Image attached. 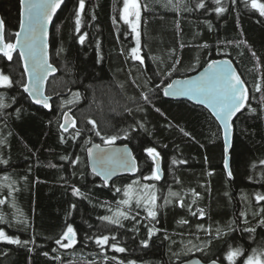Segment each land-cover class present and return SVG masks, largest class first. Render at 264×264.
<instances>
[{"label":"trees","instance_id":"1","mask_svg":"<svg viewBox=\"0 0 264 264\" xmlns=\"http://www.w3.org/2000/svg\"><path fill=\"white\" fill-rule=\"evenodd\" d=\"M139 3L143 63L131 54L136 45L120 19L123 0H85L79 31V0L64 2L50 31L56 73L46 87L48 108L24 93L18 54L11 60L0 54V73L11 81L0 87V230L28 241H0V264H179L194 256L229 264L230 247L241 250L235 264H243L254 250L264 251V200H256L264 195V16L251 0ZM20 11V0H0L5 42L15 41ZM221 58L232 62L248 92L232 123L231 176L214 118L163 96L172 80ZM66 112L74 124L63 132ZM109 137L129 146L138 172L106 185L90 172L86 150L92 143L110 145ZM147 148L158 153L161 179L151 178L155 165ZM132 184L147 187L155 204L134 203L126 219L107 222ZM69 225L76 243L63 248L55 241ZM103 236L108 243L97 245ZM199 244V252H186Z\"/></svg>","mask_w":264,"mask_h":264},{"label":"snow or ice","instance_id":"2","mask_svg":"<svg viewBox=\"0 0 264 264\" xmlns=\"http://www.w3.org/2000/svg\"><path fill=\"white\" fill-rule=\"evenodd\" d=\"M63 0H39L38 3L33 2V0H20L21 5V20H20V29L21 31L16 32V43L5 42L3 36L4 22L0 20V53H3L9 60L12 59V52H14L19 45L20 47V58L25 61V71L29 75V83L24 84V91L29 93L32 96L37 104H43L45 108L49 107L48 98L43 95L42 84L47 78V73L49 71H54L52 66L47 62V55L44 51L46 45L44 44V39L47 36L46 25L51 20L52 15L56 10L61 6ZM216 4L220 3V0H215ZM198 7H204L203 4L198 5ZM251 7L258 10L261 16H264V3H258V0H251ZM85 8V0H79V7L76 12V28L79 31L80 28V16ZM130 9L135 10V17L137 23H133L128 19L129 15L132 13ZM215 11L219 14L224 11L222 7H217ZM139 5L137 0H124L123 8L121 10L120 19L125 23L130 24L131 30L137 32V26L139 21ZM23 34V42L20 41V36ZM137 36L139 34L137 33ZM84 36L80 37V42L83 43ZM131 54L134 59L140 60L143 63L138 51V47L131 49ZM255 55V53H253ZM28 62H31V68L28 67ZM176 63H179L177 60ZM175 65H173V69ZM171 74L170 72L168 73ZM11 84V81L8 76L0 73V87H7ZM185 85L182 87H176V85ZM259 91V86L257 87ZM164 94L167 96L169 94L173 95H184V94H194L197 97H203L202 102L206 103L220 119L227 121L234 116L241 108L244 107V102L247 99V91L244 88L243 81L232 70L230 64L226 62H217L212 61L208 64L207 69L204 74H202L197 81H175L173 84H168L164 89ZM143 99L149 101V97L142 93ZM4 105H0L2 107ZM159 111V109H157ZM92 123V121H89ZM61 128H64V125H61ZM97 135L100 133L97 132ZM188 135V133H185ZM116 137H109L105 140V143L112 144L115 141ZM97 149L99 146H95ZM146 152L149 156H152L154 159L158 156V153L155 152L153 148H147ZM92 150L89 149V156H92ZM131 154L125 150L124 153H119L113 157L106 158L102 152H97L95 159L103 167L107 163H116L120 167L125 169H130L135 171V162L130 160ZM264 163V162H262ZM225 167L227 168V158L225 159ZM159 170L153 169L152 179H159ZM100 174V173H98ZM103 174L105 179H107L110 171L108 168H104ZM231 176V172H229ZM117 191H120L117 189ZM74 195H79V189L73 190ZM129 193L126 190L125 196H128ZM172 195H176L172 193ZM156 197L151 195L150 202L155 204ZM257 202L264 200V195H256ZM4 201L0 200V204H3ZM122 203L128 204L129 200H124ZM140 201H137L139 204ZM201 216L203 211L200 212ZM117 215L125 216V213L120 212ZM149 215L155 217L156 213L154 211H149ZM243 216L244 213H241ZM0 217V221H2ZM103 219L109 220V217H104ZM112 223H119V220H112ZM261 223H264L262 221ZM219 233V230H217ZM245 231L254 232L255 229H245ZM108 237H98L96 238L97 245H105L108 243ZM115 239V237H113ZM62 240H67L68 243L62 244ZM0 241L7 242L9 244H27L28 241L21 242L18 239L12 238L4 233L3 230H0ZM56 244L60 245L63 248H70L76 243V233L73 230L72 226L69 225L67 230L62 234L61 238L55 241ZM147 243V242H145ZM115 251L123 252L124 248H119L115 244L112 245ZM241 250L239 248H229L227 252L226 259L229 261V264H235L236 257L240 256ZM47 255V253H45ZM131 264V262H129ZM211 264H216V261H212ZM244 264H264V251L256 253L254 250L253 255H249L245 260Z\"/></svg>","mask_w":264,"mask_h":264},{"label":"water","instance_id":"3","mask_svg":"<svg viewBox=\"0 0 264 264\" xmlns=\"http://www.w3.org/2000/svg\"><path fill=\"white\" fill-rule=\"evenodd\" d=\"M65 1L66 0H63L61 6L52 15L51 20L46 25L47 36L44 39V44L46 45V47L44 48V51L46 52V55H47V62H48V64H50L52 66V69H54V71H49L47 73V78L44 80V82L42 84V92H43V95L48 98V104H49V102H50V100H51L52 97H48L46 95L47 83L49 82L50 78L52 76H54L55 73H56V68L50 63V53H49L50 31H51V26H52V23L54 21V18L56 16V14L59 12L60 8L62 7V5L64 4ZM33 2L38 3L39 0H33ZM26 3H27V0H26ZM20 13H21V11H20ZM0 20H1V18H0ZM20 20H21V15H20ZM19 31H21L20 25H19L18 32ZM3 36H4V30H3ZM23 39H24L23 34H21L20 41L23 42ZM14 43H16V38H15ZM14 53H17L18 56H19V58H20V47H19V45L17 46L16 50L14 52H12V54H14ZM0 54L3 55V53H0ZM20 60H21V63H22V69H23L24 76H25V84H28L30 78H29V75L25 71V61L22 60L21 58H20ZM214 61L222 62V63L223 62H226V63L230 64L232 70L235 71L236 74L239 76V74L236 71L234 65L232 64V62L229 59H227V58H221V59L214 60ZM207 66L204 67L203 69H201L200 71H198L197 73L193 74L190 77H187V78H177V79L172 80L169 84H173L175 81H181V82H184V81H189V82L197 81L198 78L202 74L205 73V71L207 69ZM28 67H29V69L31 68V62H28ZM182 86H185V85H183V84L176 85V87H182ZM166 87L167 86H165L164 89ZM244 88L247 91V88H246L245 85H244ZM164 89H163V96H164L165 99L171 100V101H186V102H188V103H190V104H192L194 106L202 107V108H204L214 118V120L216 121V123L218 124V126L220 127L221 132H222V139H223V145H224V155H225V159L227 158V168L225 167V170L228 173L229 172V158H230L229 154H230V150H231L232 135H233L232 123L235 120V118L237 117V115L245 107V105L247 103V99H248V92H247V99L244 102V107L241 108L240 111L237 112L234 116H232L227 121V125H226L224 120L220 119L217 115H215L214 112H213V110L206 103L202 102L203 97H197L194 94H184V95H173V94H169V95L166 96L164 94ZM23 91H24V88H23ZM24 93L28 96L29 100L31 101V103L33 105H36V106H39V107H44L43 104H37L35 102L34 98L29 95V93H27L25 91H24ZM73 124H74L73 118L71 117V115H70L69 112H66L63 115V119H62V125H64V128H61L62 131L63 132H67L73 126ZM97 145L99 146L98 149L95 147ZM89 149L92 150V153H93L92 156H89ZM125 150H127V152H129L131 154V156H130L129 159L135 162V171H132L130 169H125L123 167H120L116 163H107V164H105L102 167L97 162V160L95 159V155H96L97 152H102L104 154V156L106 158H108V157H113L114 155L119 154V153H124ZM86 158H87V164H88V168H89L90 172L94 176L98 177L106 185L109 184L110 182H112L113 180H115L117 178H120V177H123V176L135 177L136 174H137V172H138V164H137V161L134 158L133 153H132V151H131V149L129 148L128 145H119V144L99 145L98 143H92L87 148V150H86ZM153 160H154L155 169H158L159 170V173H158L159 174V177H160L159 179H161V177H162V170H161V165H160V159L158 157H156L155 159L153 158ZM105 167L108 168L109 171H110V174L108 175L107 179H105V176L103 174V170H104ZM98 173H100V174H98ZM212 261H216V264H221L217 260H212ZM212 261L203 262L198 257L194 256V257H191V258L187 259L186 261H183V262H181L179 264H211Z\"/></svg>","mask_w":264,"mask_h":264},{"label":"rangeland","instance_id":"4","mask_svg":"<svg viewBox=\"0 0 264 264\" xmlns=\"http://www.w3.org/2000/svg\"><path fill=\"white\" fill-rule=\"evenodd\" d=\"M137 3L139 5V21H138V26H137V32H133L131 30V26L130 24H127L128 27L130 28V30L132 31V36L134 39V43L136 45V47H138L139 50V46H140V25H141V15H142V11H141V7H140V3L139 0H137ZM123 4H124V0H123ZM123 8V7H122ZM132 15H129L128 19L130 21H132L133 23H137L136 21V17H135V10L134 9H130L129 10ZM137 33L139 34V36H137ZM128 191L129 195L125 196V191ZM152 195V192L145 186H137L136 184H132L127 186L126 188H124L123 190V199H121L117 205L115 206L114 210L112 211V214L110 216H108L110 219L106 220L109 223H112V220H119V222L123 219H126L129 216V211H130V207L133 206L134 203L137 204V201H140L139 204L144 205L145 207H150L152 206V203L150 202V197ZM124 200H129L128 204H124L122 203ZM123 212L125 213V216H119L117 215L118 213ZM204 244H199V245H189L186 249V252L188 254H193L195 252H199L202 249V246ZM237 259V257H236ZM235 259V261H236ZM244 264V263H243Z\"/></svg>","mask_w":264,"mask_h":264}]
</instances>
